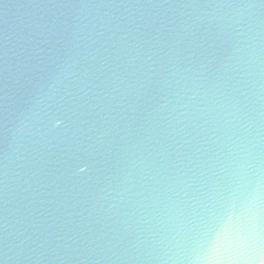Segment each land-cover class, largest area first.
<instances>
[{"label": "water", "instance_id": "95a60500", "mask_svg": "<svg viewBox=\"0 0 264 264\" xmlns=\"http://www.w3.org/2000/svg\"><path fill=\"white\" fill-rule=\"evenodd\" d=\"M257 222L264 0H0V264H244Z\"/></svg>", "mask_w": 264, "mask_h": 264}, {"label": "clouds", "instance_id": "9594fccd", "mask_svg": "<svg viewBox=\"0 0 264 264\" xmlns=\"http://www.w3.org/2000/svg\"><path fill=\"white\" fill-rule=\"evenodd\" d=\"M252 231L255 233V236L252 240L253 246L250 250V253L244 260V264H253L254 260L256 264H264V259H261V257L264 256V240L261 238L260 225L258 222L253 225ZM228 259L230 264H232V261L235 259V257H229Z\"/></svg>", "mask_w": 264, "mask_h": 264}]
</instances>
